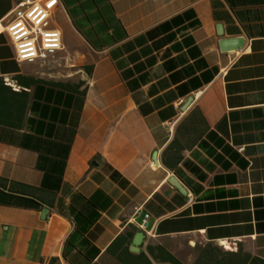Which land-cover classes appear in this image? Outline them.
Here are the masks:
<instances>
[{"label":"crops","instance_id":"1","mask_svg":"<svg viewBox=\"0 0 264 264\" xmlns=\"http://www.w3.org/2000/svg\"><path fill=\"white\" fill-rule=\"evenodd\" d=\"M51 26L29 61L0 25V264H264V0H61Z\"/></svg>","mask_w":264,"mask_h":264},{"label":"built area","instance_id":"2","mask_svg":"<svg viewBox=\"0 0 264 264\" xmlns=\"http://www.w3.org/2000/svg\"><path fill=\"white\" fill-rule=\"evenodd\" d=\"M59 4L61 0H23L10 19L0 20V25L15 46L19 60L48 58L63 48L62 31L51 26L52 13ZM6 85L10 87L8 82ZM150 217V212L144 214L140 224L142 229L149 227ZM116 223L121 227L126 225L121 218Z\"/></svg>","mask_w":264,"mask_h":264},{"label":"water","instance_id":"3","mask_svg":"<svg viewBox=\"0 0 264 264\" xmlns=\"http://www.w3.org/2000/svg\"><path fill=\"white\" fill-rule=\"evenodd\" d=\"M245 38L242 36L235 37H225L221 40V47L224 51L237 50L244 47ZM47 213V210H44V215ZM145 232L143 230L139 231L135 238L136 245L144 238Z\"/></svg>","mask_w":264,"mask_h":264},{"label":"trees","instance_id":"4","mask_svg":"<svg viewBox=\"0 0 264 264\" xmlns=\"http://www.w3.org/2000/svg\"><path fill=\"white\" fill-rule=\"evenodd\" d=\"M22 186L25 188V187H28V188H32L31 186H29V185H26V184H22ZM175 262V264H182L180 261H178V260H175L174 261Z\"/></svg>","mask_w":264,"mask_h":264}]
</instances>
